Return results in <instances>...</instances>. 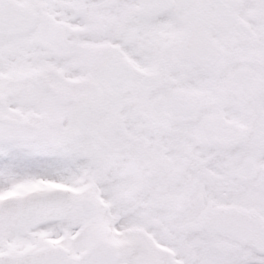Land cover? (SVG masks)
Returning <instances> with one entry per match:
<instances>
[{"label": "snow or ice", "instance_id": "obj_1", "mask_svg": "<svg viewBox=\"0 0 264 264\" xmlns=\"http://www.w3.org/2000/svg\"><path fill=\"white\" fill-rule=\"evenodd\" d=\"M0 264H264V0H0Z\"/></svg>", "mask_w": 264, "mask_h": 264}]
</instances>
